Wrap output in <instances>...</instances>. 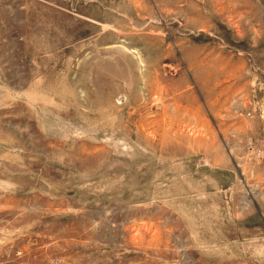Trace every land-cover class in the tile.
<instances>
[{
  "label": "rangeland",
  "instance_id": "1",
  "mask_svg": "<svg viewBox=\"0 0 264 264\" xmlns=\"http://www.w3.org/2000/svg\"><path fill=\"white\" fill-rule=\"evenodd\" d=\"M0 264H264V0H0Z\"/></svg>",
  "mask_w": 264,
  "mask_h": 264
}]
</instances>
